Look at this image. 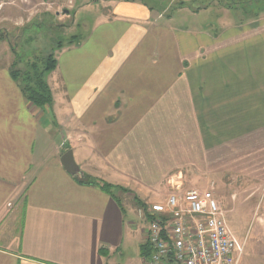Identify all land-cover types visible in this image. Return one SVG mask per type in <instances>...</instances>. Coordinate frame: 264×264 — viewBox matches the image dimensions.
<instances>
[{"label": "crops", "instance_id": "0c3cea01", "mask_svg": "<svg viewBox=\"0 0 264 264\" xmlns=\"http://www.w3.org/2000/svg\"><path fill=\"white\" fill-rule=\"evenodd\" d=\"M109 1L121 26L103 31L114 41L98 59L94 33L56 58V110L33 106L0 66V264H145L135 201L69 175L68 150L84 177L145 203L167 170L188 166V183L214 195L261 188L264 213V14L195 31L160 26L166 15L140 0Z\"/></svg>", "mask_w": 264, "mask_h": 264}, {"label": "rangeland", "instance_id": "374dc122", "mask_svg": "<svg viewBox=\"0 0 264 264\" xmlns=\"http://www.w3.org/2000/svg\"><path fill=\"white\" fill-rule=\"evenodd\" d=\"M140 1L153 9V15L159 13L170 16L155 19L160 26L166 25L168 19L170 25H184L195 31L216 29L218 19L231 20L237 17L244 20L264 14V0ZM113 7L109 0H0V66L12 70V65L15 64V69L25 70L35 60L49 54L57 58L66 47L77 46L82 42H86L88 47L92 40V45L95 42L102 44L97 51L98 59L102 47L107 48L114 41L115 32L110 37H105L102 36L103 31L112 25L117 26L116 31L120 30L121 24L115 23L112 20L114 18H111ZM65 10L68 12L64 13ZM90 33L94 35L89 42ZM65 55L67 56L63 60L71 53ZM67 59L69 62L73 60ZM45 81L52 96L50 108L56 110L62 99V91L58 87L60 85L56 81V75L51 77L50 73ZM175 175L184 180V188L203 189L195 181H191L192 185L188 183V166L171 167L166 171L161 184L149 191L156 198L153 202L164 200L167 185ZM233 187L230 184L228 191L227 185L224 190L216 192L215 196L226 211L229 229L243 244L238 264H264V213L261 207L263 190L254 188L250 183L235 184L237 189H232ZM126 191L128 195L123 197H127L130 203L134 202V198L141 200L133 191ZM230 195L235 197L234 202L230 203ZM136 211L133 209L128 216L130 221L136 223V233L142 240L141 230L147 228V223L137 217Z\"/></svg>", "mask_w": 264, "mask_h": 264}, {"label": "built area", "instance_id": "2783aa9c", "mask_svg": "<svg viewBox=\"0 0 264 264\" xmlns=\"http://www.w3.org/2000/svg\"><path fill=\"white\" fill-rule=\"evenodd\" d=\"M10 206V204H8ZM145 229V264H238L243 244L226 222V211L205 189L176 184L163 201L137 208Z\"/></svg>", "mask_w": 264, "mask_h": 264}, {"label": "trees", "instance_id": "16d2710c", "mask_svg": "<svg viewBox=\"0 0 264 264\" xmlns=\"http://www.w3.org/2000/svg\"><path fill=\"white\" fill-rule=\"evenodd\" d=\"M128 1V0H127ZM57 65L56 58L49 54L48 56L41 58L38 61L30 63L25 70L15 69V64L12 65L13 69L10 70V75L14 81L18 83L20 90L22 91L25 99L37 108L51 107L52 96L50 89L45 81L46 76L51 73ZM81 183L96 185L103 191L110 195H113L114 190H120L121 192H127L126 189L116 187L105 183L100 180L91 179L88 177L79 178ZM137 207H143L145 203L141 200L134 198Z\"/></svg>", "mask_w": 264, "mask_h": 264}, {"label": "water", "instance_id": "95a60500", "mask_svg": "<svg viewBox=\"0 0 264 264\" xmlns=\"http://www.w3.org/2000/svg\"><path fill=\"white\" fill-rule=\"evenodd\" d=\"M68 11H64V13H67ZM60 162L64 170L73 177H83V173L81 172L78 165L75 163L73 158V152L72 150H68L60 158Z\"/></svg>", "mask_w": 264, "mask_h": 264}]
</instances>
